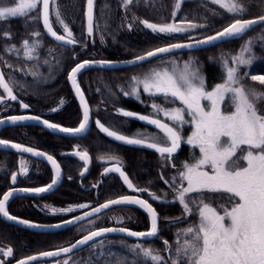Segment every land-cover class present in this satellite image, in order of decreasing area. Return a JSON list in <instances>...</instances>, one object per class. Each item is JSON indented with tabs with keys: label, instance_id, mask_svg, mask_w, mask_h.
Returning <instances> with one entry per match:
<instances>
[{
	"label": "snow or ice",
	"instance_id": "snow-or-ice-1",
	"mask_svg": "<svg viewBox=\"0 0 264 264\" xmlns=\"http://www.w3.org/2000/svg\"><path fill=\"white\" fill-rule=\"evenodd\" d=\"M50 3L52 0H15L12 4H9L7 0H0V22L11 18L29 17L31 13L39 9L37 15L32 19L42 20L48 34L57 41H63L67 44L77 43L58 8L55 12L56 22L63 28L66 35L58 34L54 30L50 19ZM133 3L134 0H124L125 9ZM211 3L219 5L220 8L233 14H243L246 11L243 0H211ZM180 7L181 3L177 2L175 8L178 10ZM140 23L153 33L159 34L183 33L190 29L204 27L202 24L187 20L182 22L184 26L175 22L156 24L148 20H141ZM257 24H264V15L254 19L234 18L232 23L215 35L193 40L192 43H175L158 47L144 55L137 56L133 63L148 60L159 54L170 53L176 49L192 48L211 44L217 40L242 36ZM128 27L131 29L132 25L129 24ZM93 32L94 0H87V33L89 37L93 35ZM4 35L10 38V33H4ZM32 35L39 36L40 33L33 32ZM260 39L264 41V36H261ZM23 46L24 55L31 59L36 51V45L30 44L26 39L23 41ZM253 58L251 40L241 47L238 55L223 58L222 63L226 69V79L223 83L216 84L212 90H207L205 78L195 61L185 62L182 67L175 61H170L168 66L153 68L142 77L133 76L131 78V91L121 89L123 95H132L136 99H140L141 92H143L152 97L161 96L169 104H175L179 101L182 105V107L166 108L153 103L151 107L154 116L141 115L124 109L118 110L124 117L136 118L154 125L160 133L155 136L129 137L106 127L99 120L95 121L99 130L108 137L125 144L140 145L155 150L160 158L165 161V166L175 168V164L170 162L181 148L182 142L199 149V157L194 155L193 163H183L182 169L170 178L171 184L169 180H164L165 184L174 185L175 198L172 203L178 202L182 206L183 216L177 222L186 221L189 216L193 215L197 216L198 219L176 233L177 239L174 249L168 241L163 242L165 250L173 253L167 260L158 251L144 247L140 243L131 246V251L136 258L143 257L145 260L151 261L152 264H264V90L246 87L241 82L240 74V66L250 65ZM230 60L235 66H229ZM93 63L111 64L110 61L86 60L76 64L68 75L83 108L82 120L78 127H62L39 116H11L7 118V121L16 124L20 121L36 120L48 129L74 136L85 132L89 126L91 110L78 83L77 76ZM249 78L264 86V75H251ZM0 88L7 93L9 99H18L2 71H0ZM3 101L4 96L0 95V103ZM204 101L208 102L207 107L203 103ZM226 102L231 109L230 111L224 110ZM22 107L27 109L29 105L22 104ZM56 110L53 109V111ZM161 113L170 123L158 118ZM5 123L4 119H0V125ZM188 124L193 126V130L191 135L185 138L182 131ZM0 146L15 149L22 153H31L36 157H44L55 169V178L50 184L36 188H10L0 197V216L7 220L26 224L29 227H41L11 215L8 211V203L20 192L41 194L50 191L61 178L60 165L53 156L32 147L4 139H0ZM75 155L82 161L88 162L90 160L86 151L77 149ZM101 160L116 161V164L111 168L105 169V173H119L129 189L136 192H147L154 201L167 202L165 199L167 193L161 197L156 193L149 192L148 189L137 188L122 170L118 157H101ZM85 171H87L86 168ZM27 173L26 161L21 159L19 174L27 175ZM17 175V173L11 175L12 184L16 183ZM160 178L164 179L162 174ZM221 199L227 200L228 206L224 204L213 206L214 201ZM118 204L135 205L143 209L150 217V229L137 232L127 228H100L90 231L88 235L70 247H64L57 251L41 252L38 256L19 260L17 264H30L31 261H36L42 257L70 253L74 248L88 244L107 233L121 232L138 239L158 236L159 213L148 200L140 197L122 196L118 199L109 200L93 209V213H99L111 205ZM78 207L86 208L89 206L81 204ZM73 210L72 207L51 209L53 213L71 212ZM93 213H85L84 217H77L76 220L84 219ZM74 222V220H68L64 224ZM61 226L55 225V227ZM0 252L6 257L13 255L11 247L0 248ZM0 264H5V262L0 260ZM63 264H69L68 260L63 261ZM119 264H132V262L125 259ZM137 264H139V260H137Z\"/></svg>",
	"mask_w": 264,
	"mask_h": 264
},
{
	"label": "flooded vegetation",
	"instance_id": "flooded-vegetation-1",
	"mask_svg": "<svg viewBox=\"0 0 264 264\" xmlns=\"http://www.w3.org/2000/svg\"><path fill=\"white\" fill-rule=\"evenodd\" d=\"M52 14L55 15L54 9L51 10ZM78 15L80 16L81 12ZM51 20L55 31L66 35L54 16ZM71 20L73 23V17ZM71 31L77 43L70 44V46L52 41L44 32L43 36H31L28 39L29 43L36 45V51L31 59L24 55L23 42L19 46L0 49V71L3 72L13 93L18 97L17 100H11L0 88V95L4 96V101L0 103V119L22 115L39 116L62 127H78L82 120V111L69 83L68 75L71 69L86 60L121 61L127 59H120L124 48L114 43V37L117 36H101L96 32V16L95 32L92 37L87 36L86 33L84 35L83 32L79 34L76 31L75 33L74 26ZM109 39L114 45L109 44ZM109 45L110 48L107 47ZM108 53H114L116 59L108 58ZM139 67L120 71L89 70L78 77V83L91 110V126L88 132L80 138L72 139L54 135L36 125H20L0 131V139L32 147L53 156L60 165L63 176L61 185L45 196L28 197L22 192L17 193L8 203V211L11 215L38 225H58L83 216L109 200L122 196H136L148 200L159 213L160 234L158 239L151 242L164 244V240L167 241L165 238L160 241L163 238L161 233L169 231L173 227L172 223H177L179 216H183L182 206L178 202L172 203L175 198L174 185L170 186L171 173H177L182 166L175 165V168L165 166V161L155 150L120 144L101 132L95 124V121L99 120L106 127L129 137L160 134L158 129L146 126L134 118L124 117L118 112L119 109H124L141 115L154 116L151 107L153 103L166 108L172 107L164 98L136 99L132 95H123L121 89L131 91L127 79ZM22 104H28L29 108H23ZM53 109L57 110L53 111ZM158 118L170 123L162 113ZM182 135L185 136L183 133ZM77 149L86 151L90 160L88 162L80 160L75 155ZM186 151H188V146L182 142L181 148L170 163L175 164L178 158L186 159ZM107 156L119 158L122 170L137 188L148 189L149 192L161 197L167 193L165 198L167 202L154 201L147 192H130L118 173H105L106 168H111L116 164V161L101 160V157ZM21 159L26 161L27 175L19 174ZM139 161H143L142 164L148 163L147 172L136 169ZM13 173L18 174L15 184L11 182ZM161 174L164 177L163 180L160 178ZM53 179L54 172L46 163L27 155L0 150V197L10 188L43 187L50 184ZM164 180H169L170 184H165ZM219 202L225 204L227 200L221 199ZM81 204H87L89 207H78ZM213 206L217 205L213 204ZM69 207L74 210L56 213L51 211L52 208L67 209ZM195 217L198 219L197 216ZM190 221L192 220L189 218L185 222ZM100 228H127L143 232L150 229V219L139 209L116 207L60 232L38 234L9 224L3 216H0V248L11 247L13 249L11 257H6L0 252V260H3L5 264H17L19 260L39 255L41 252L55 251L70 246L90 231ZM89 248L90 246L66 257L33 264H63L65 260H68L69 264H76Z\"/></svg>",
	"mask_w": 264,
	"mask_h": 264
},
{
	"label": "trees",
	"instance_id": "trees-1",
	"mask_svg": "<svg viewBox=\"0 0 264 264\" xmlns=\"http://www.w3.org/2000/svg\"><path fill=\"white\" fill-rule=\"evenodd\" d=\"M83 1V0H82ZM106 0H97V9L101 8L102 3ZM111 2V6L113 9L120 8L123 4V0H107ZM180 0H134L132 5L128 6L130 12L136 17L148 20L154 23L163 24V23H177L183 22L185 20L192 21L196 24H202L204 27H198L199 33H203L205 36L212 35L221 31L224 27L228 26V24L232 23L234 18L241 19H253L257 18L260 15H264V0H243L246 11L243 14H233L227 12L225 9L219 7V5H214L211 3V0H182L180 9L175 8V4ZM9 4L15 2V0H7ZM76 12L73 15H77L73 17L81 19L82 8L81 6L75 7ZM74 10V9H73ZM121 10V9H119ZM39 9L30 14L29 17L26 18H11L9 20L0 22V49L8 48V46H19L24 40H28L31 38L33 32H39L40 35L43 34L42 27L40 24V20H34L32 17H35L38 13ZM81 12L79 16L78 13ZM115 12V11H114ZM175 13V16H173ZM117 16V13H114ZM75 21H73V26L75 27V31H77L75 26ZM83 31V27L80 28ZM4 33H10V38L6 37ZM115 33V32H113ZM116 34V33H115ZM117 35V34H116ZM43 36V35H42ZM145 35L139 34L138 36H134L132 39H142ZM261 36H264V26L254 30L249 35L245 36L241 40L231 41L224 43L220 46H216L214 48L193 53L195 56H204L208 57L210 55L217 56L218 52L221 49H226L229 52H240L242 46H244L247 41H252V51L254 53V58L252 63L249 66L246 72L258 73L264 75V41L260 39ZM182 36H164L159 39L160 42L172 43L177 41H182ZM126 39V38H125ZM158 41V42H159ZM155 45V43H154ZM154 46L150 47L149 50H153ZM184 55V54H179ZM108 58L116 59L114 53H108ZM126 56L121 54L120 59H125ZM241 82L246 87H255L260 90L255 82L249 80L248 77L242 78ZM264 87V86H263ZM262 88V87H260ZM172 106L174 104H171ZM173 227L169 231H163L161 235L168 242H171L173 246H176V233L181 229L185 228L186 222H177L172 223ZM137 244L132 241H127L121 238H109L103 240L99 243H96L84 252L83 257L79 259L76 264H119L120 261L125 260L122 257V254H130L132 257H135V254L130 251L128 248ZM144 247H150L159 253L163 252L162 246L163 244L159 242H150V243H140ZM103 246L105 250V254L101 252V247ZM126 246V247H124ZM157 246L162 250H158ZM98 247V248H96ZM111 247H114L113 254L115 251L121 249L119 253L111 254ZM94 249V251L90 250ZM89 251V252H88ZM92 251V252H91ZM87 255H89L87 257ZM106 258L103 260V257ZM122 258H121V257ZM116 257V258H114ZM93 258V261H92ZM109 259V260H108ZM139 260V264H151L143 257L137 258ZM137 264V262L135 263Z\"/></svg>",
	"mask_w": 264,
	"mask_h": 264
},
{
	"label": "rangeland",
	"instance_id": "rangeland-1",
	"mask_svg": "<svg viewBox=\"0 0 264 264\" xmlns=\"http://www.w3.org/2000/svg\"><path fill=\"white\" fill-rule=\"evenodd\" d=\"M181 1L182 0H180L179 2H181ZM110 3L111 2L106 0L102 3L101 8L96 9V13H97L96 14V32L98 34L100 33L101 36H117V37H114V43L118 47L124 48L123 54L126 56L125 59H130V58L137 57L139 55H144L146 52L152 50V49L149 50V48L152 46H154L155 48L154 47L153 48L156 49L158 47L167 46L169 44L180 43V42H184V41H187L190 39H194L195 37H198V36H200V37L205 36L203 33H199L198 28L190 29L189 31L183 32V33H172V34L153 33L150 29L145 28L144 25L142 23H140V21L143 19H140V18L136 17L135 15H133L128 8L125 9L124 0H123L122 6L118 9L117 8L113 9ZM85 4H86V0H83V1L82 0H53L52 9H54V11L56 12V10L58 8L60 13H61L62 18L65 21V23L68 24L69 28H70V26L73 28V23H72L71 17H74V16L72 13H73V11L76 12V9H75L76 6H81V8H82L81 19L76 18L74 20L75 21L74 23H75L77 32L79 34H81L83 32L85 35V23H84ZM119 9H121V10H119ZM114 11L117 13V16H115ZM52 16L55 17V15H53V14H52ZM76 16L77 15H75V17ZM97 20H98V22H97ZM149 22H151V21H149ZM152 23H154V22H152ZM129 24L132 25L131 29H129V27H128ZM156 24H158V23H156ZM177 24L184 26L182 22H177ZM81 26L83 27V31L80 29ZM72 28H70V29H72ZM113 32H115L117 35ZM75 33H76V31H75ZM139 34H144L145 35L144 38L137 39V40L132 39V38H134V36H138ZM157 35L169 36V37L170 36H182L183 40L177 41V42L174 41L172 43L171 42L165 43V42H160L159 39H161V37L157 36ZM157 38H159V39H157ZM108 41H109L110 45H114V43L111 39H109ZM154 43H155V45H154ZM110 45L107 47L110 48ZM218 54L219 55H217V56L210 55L208 57L195 56L193 53L184 54V55H171L169 57L162 58V59H159L157 61L148 63L144 66H140L139 68H137L136 70L133 71V75H131V77H129L127 80L129 81L130 86H131V78L133 76L142 77L144 74L148 73L153 68L168 66V62H170V61H175L180 67H182L185 62L195 61L199 67V71L201 72V74L205 78L207 90H212V88L216 84L223 83L224 80L226 79V69L222 63V59L225 57L238 55L239 52H229L226 49H221L218 52ZM229 66H235L231 62V60L229 61ZM248 68H249V66H247V65L246 66L245 65L240 66L241 79L248 77V79L251 80L249 78L251 75H262V74H258L255 72L254 73L246 72L248 70ZM254 82H255V85L260 90H264V87L262 85H260L259 82H257V81H254ZM260 87H262V88H260ZM142 97L143 98H149L152 96H149L148 93L141 92L140 98H142ZM155 97L163 98L161 96H155ZM203 103L207 107L208 102L204 101ZM178 106L182 107V105H180L179 101H177L172 107H178ZM224 110L225 111L231 110L227 106V102L224 105ZM192 130H193V126L191 124L186 125L182 131V133L185 135L184 137L186 138L187 136H190ZM186 145L188 146V151H186V153H185V155H187V158L186 159H184L183 157H182V159L178 158L175 161L176 166L177 165L182 166V164L185 162L193 163L194 162L193 156L195 155V157L198 158L200 155L198 148H193L191 145H188V144H186ZM142 163H143V161H139L136 164V169L141 170V171L145 170L147 172L146 165L148 163H146V162H145V164H142ZM159 166H163V165L159 164ZM176 174L177 173H174V174L171 173V177L173 175H176ZM213 204L219 205L221 203L219 202V200H216V201H214ZM227 204H228V201L224 205H227ZM181 217L182 216H179V218H181ZM189 218L192 221L187 222L186 225H184L185 228L188 227L190 223H193L197 220V218L195 216H189L187 218V220ZM172 220L174 221V219H172ZM163 239L164 238L160 239V241ZM137 243H139V242H137ZM170 244H171V242H170ZM171 246L173 247V249L175 248V246H173L172 244H171ZM98 247H101V252L103 254H105V250H104V248H102L103 246H98ZM98 247H96V248H98ZM124 247H126V246H124ZM128 248L131 251V246H129ZM147 248H150V247H147ZM157 249L158 250L163 249V252H161L159 254L163 255L166 260L171 255H173V253L165 250L164 244L162 246V249L159 248V246H157ZM90 250H92V249H90ZM120 250L121 249H118L115 252L119 253ZM92 251H94V249ZM110 251H111V254H113L114 247H111ZM116 253H114V254L116 256H118ZM119 254H121V253H119ZM88 256L89 255H87V257ZM122 257L128 261H131L132 264H135L137 262V258L132 257L130 254H122ZM105 258H106V256L103 257V260ZM114 258H116V257H114ZM92 261H93V258H92ZM144 261H147L148 263L152 264V262L149 260H144Z\"/></svg>",
	"mask_w": 264,
	"mask_h": 264
},
{
	"label": "water",
	"instance_id": "water-1",
	"mask_svg": "<svg viewBox=\"0 0 264 264\" xmlns=\"http://www.w3.org/2000/svg\"><path fill=\"white\" fill-rule=\"evenodd\" d=\"M52 3H53V0H52ZM52 3H50V19H51V7H52ZM96 5H97V0H94V32H95ZM84 18H85V33H86L87 36H89L88 33H87V0H86V4H85ZM40 23H41V27L43 29L44 34L49 39H51L52 41H54L56 43H59V44H62V45H66V46H70V44H67V43H65L63 41H57V40H55L50 34L47 33L46 29L43 26L42 20H40ZM262 26H264V24L254 25L252 29L248 30L242 36H237V37H232V38H226L224 40H217V41H215L214 43H211V44L199 45V46H195V47H192V48L176 49L173 52L159 54V55H157L155 57H152V58H150L148 60L141 61V62L133 63V61H135V59H136V57H135V58H131V59H127V60H121V61H110L111 62L110 65H102V64H99V63H93L91 66L86 67L85 69H83L78 74L77 80H78V77L82 73H84L86 71H89V70H106V71L127 70V69H132V68H136V67H139V66L148 64V63H150L152 61H155L157 59L164 58V57H168V56H171V55L189 54V53H195V52H200V51L208 50V49L214 48L216 46L222 45V44L227 43V42L240 40V39L244 38L245 36H247L248 34H250L251 32H253L254 30H256V29H258L259 27H262ZM94 32H93V35H94ZM215 34H212V35H215ZM212 35H209V36H212ZM205 37H207V36H204V37L198 36V37H195L194 39H190V40H187V41H184V42H180V43H185V44L192 43L193 40H199V39H203ZM163 47H165V46H163ZM95 61H107V60H95ZM69 83L71 85V82L70 81H69ZM71 88L73 90L74 96H75V98H76V100H77V102H78V104H79V106L81 108L82 113H83V108H82V105L80 103V99L76 95L75 90L72 87V85H71ZM134 119L136 121H138V122L146 125V126L153 127L155 129H157L154 125L148 124L146 121H141V120L136 119V118H134ZM4 120L6 121V123L3 124V125H0V131H2L3 129L9 128V127L20 126V125H36V126H39V127L43 128L44 130H46L47 132H49L51 134L58 135V136H62V137H67V138H72V139L80 138V137L84 136L88 132V130H89L90 126H91V115H90V122H89V126H88L87 130L85 132L81 133V134H78V135H75L74 136V135H70V134H66V133H60V132L54 131L52 129H48L43 124H41L40 122H38L36 120L20 121V122H17L16 124H12L11 122H8L7 121V118L4 119ZM110 138L113 139V140H115L112 137H110ZM115 141L118 142V143H120V144H123V145H129V144H125V143H123L121 141H117V140H115ZM129 146H133V147L139 148V149L152 150V149H148L146 147L140 146V145H129ZM0 150L5 151V152H12V153H17V154L27 155V156H30V157H32L34 159H37V160H40V161L46 163L47 165H49L52 168V170L54 172V178H55V169L52 167V164L49 161H47L44 157H36V156H33L31 153H22V152H18L15 149L4 148L3 146H0ZM118 175H119V173H118ZM62 179H63V176H62V172H61V178L59 179V181L57 182V184L54 185V187L50 191H48L46 193H41V194L22 193V194L25 195V196H28V197H41V196H45L46 194H48V193L56 190L61 185ZM121 179L123 181V178L122 177H121ZM126 187H127V185H126ZM128 190L130 192H134L132 189H129L128 188ZM116 207H131V208L139 209L140 211H142L143 213H145L148 216V218L150 219L149 215L143 209H140L138 206H135V205H123V204L111 205L109 208L103 209L99 213H93V211H91L89 213H93L92 215L86 216L84 219H81V220H76V218H77L76 217L75 219H73L75 221L74 223H72V224H64V223H61V224H59V225H62L61 227H55V225H49V226H47V225H40L41 227H29L26 224H21V223H18L16 221L7 220L6 218H4V219L9 224L15 225V226H17V227H19L21 229H24V230H27V231H30V232H33V233H38V234H49V233L60 232V231L65 230L67 228L73 227V226H75V225H77V224H79L81 222L86 221L89 218L95 217V216H97V215H99V214H101V213H103V212H105V211H107L109 209L116 208ZM84 216L85 215L79 216V217H84ZM32 224H35V223H32ZM159 234H160V230H159L158 236H156V237H148V238L138 239V238H135V237L127 236L125 233H121V232L107 233V234H105V236L98 237L95 240L90 241L88 244L80 245V246L74 248L73 251L70 252V253H61L59 256H53V257H42V258H40V259H38L36 261H31L30 264H33V263H36V262H41V261H50V260L58 259V258H61V257H66V256H69L71 254H74V253H76L78 251H81L82 249H84V248H86V247H88L90 245H93V244H95V243H97V242H99L101 240L108 239V238H111V237L123 238V239H127V240L133 241V242H151V241H154V240L158 239ZM82 238H80L79 240H81ZM79 240H77V241H79ZM75 243H73V244H75ZM70 246H67V247H70ZM55 251H57V250H55ZM36 256H38V255H36Z\"/></svg>",
	"mask_w": 264,
	"mask_h": 264
}]
</instances>
